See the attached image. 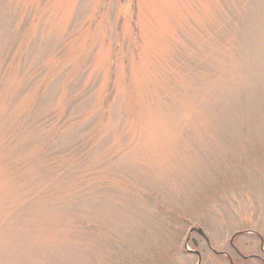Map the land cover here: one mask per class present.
Returning a JSON list of instances; mask_svg holds the SVG:
<instances>
[{
  "label": "rangeland",
  "instance_id": "obj_1",
  "mask_svg": "<svg viewBox=\"0 0 264 264\" xmlns=\"http://www.w3.org/2000/svg\"><path fill=\"white\" fill-rule=\"evenodd\" d=\"M239 221L264 234V0H0V264H174Z\"/></svg>",
  "mask_w": 264,
  "mask_h": 264
},
{
  "label": "flooded vegetation",
  "instance_id": "obj_2",
  "mask_svg": "<svg viewBox=\"0 0 264 264\" xmlns=\"http://www.w3.org/2000/svg\"><path fill=\"white\" fill-rule=\"evenodd\" d=\"M199 227L189 235L191 247L187 249L196 259H175L174 264H264V234L259 224L239 221L225 231L221 240L231 233L220 244ZM205 252L208 255L203 259Z\"/></svg>",
  "mask_w": 264,
  "mask_h": 264
}]
</instances>
